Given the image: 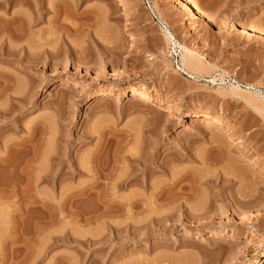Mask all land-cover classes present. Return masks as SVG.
<instances>
[{"label":"rangeland","instance_id":"1","mask_svg":"<svg viewBox=\"0 0 264 264\" xmlns=\"http://www.w3.org/2000/svg\"><path fill=\"white\" fill-rule=\"evenodd\" d=\"M0 35V264H264L226 135L264 160V0H0Z\"/></svg>","mask_w":264,"mask_h":264},{"label":"bare ground","instance_id":"2","mask_svg":"<svg viewBox=\"0 0 264 264\" xmlns=\"http://www.w3.org/2000/svg\"><path fill=\"white\" fill-rule=\"evenodd\" d=\"M188 1V0H187ZM192 2V1H191ZM194 2V1H193ZM196 3V2H195ZM192 4V3H191ZM194 5V4H193ZM197 7V6H196ZM187 9V8H186ZM190 9V8H189ZM188 9V10H189ZM199 9H201V7L199 8ZM201 12H202V10H200ZM190 14H192V13H190ZM204 15V14H203ZM200 16H201V14H200ZM207 17V16H206ZM201 19H202V17H201ZM204 21V20H203ZM248 26V25H247ZM245 28L246 29H248L246 26H245ZM250 29V28H249ZM254 30V29H253ZM165 34H166V37H167V39L169 40V41H173L172 42V44L173 45H176L177 44V42L176 41H174V37H173V34L171 33V31H167V32H165ZM15 35H18V36H20L21 34H19V33H15ZM251 35V34H250ZM252 35H254L253 34V32H252ZM1 36V35H0ZM260 36V35H259ZM255 37V36H254ZM134 38V37H133ZM257 38V37H256ZM260 38V37H259ZM106 48V47H105ZM47 53H48V51H47ZM115 53V52H114ZM30 55V54H29ZM51 55H52V53H51ZM181 55H182V61H183V66H181V69L183 70V72H189L188 70H187V68H188V66L190 65V64H192V62H197L196 60H198V58H197V56H196V54H194V52L192 51V50H190V49H188V48H183V51H182V53H181ZM117 59V58H116ZM199 61V60H198ZM193 65H194V63H193ZM191 66V65H190ZM88 67V66H87ZM193 76V75H192ZM6 77V76H5ZM136 84H138V81H137V83ZM142 85V84H141ZM9 86V85H8ZM138 86V85H137ZM147 88H149V86L147 87ZM238 88V87H237ZM150 93V92H149ZM158 95V94H157ZM153 96V95H152ZM165 96H167V95H165ZM133 97H134V100H138V101H141V103H143V106L146 104L147 105V103L149 102V99L148 98H145V97H142V96H139V95H135V96H132V99H133ZM153 98V97H152ZM168 98V97H167ZM133 100V101H134ZM156 100H157V104H161V103H169L170 104V102H169V99L168 100H166V98H164V96H162V97H156ZM155 100V101H156ZM132 100L130 99V102H131ZM132 101V102H133ZM172 103V102H171ZM97 104V103H96ZM136 104V103H135ZM148 104H150V103H148ZM176 104V103H175ZM134 106H136V105H134ZM140 106V105H139ZM172 106V105H171ZM170 106V107H171ZM174 106V105H173ZM178 106L176 105V108H177ZM145 108V107H144ZM172 108V107H171ZM174 108V107H173ZM143 109V108H142ZM146 109V108H145ZM150 109V108H149ZM171 110V109H170ZM179 110V109H178ZM178 112V111H177ZM192 118V119H191ZM191 122H193V123H197L198 125L200 124V125H202V126H206V127H211L212 129H220L221 128V125H222V122L220 121V120H216L214 117H211V116H207V115H193V116H191ZM190 122V123H191ZM223 127V126H222ZM202 129V128H201ZM226 130V129H225ZM228 130V129H227ZM226 130V131H227ZM216 131V130H215ZM221 132V131H220ZM227 136H228V138H230L235 144H237L239 147H240V150L242 151H240L242 154H243V157L252 165V166H257V165H259V166H261V167H263V169H264V160L260 157V156H258L256 153H255V151L252 149V148H248V147H246V146H244V143H243V139L241 138V136L239 137V136H237L236 134H234L232 131H230V130H228L227 131V134H226ZM78 166V165H77ZM112 174V173H111ZM111 174H110V176H111ZM100 175V174H99ZM98 175V176H99ZM101 175H102V173H101ZM130 176V175H129ZM105 177V176H104ZM28 180V179H27ZM124 180V179H123ZM31 181V180H30ZM30 183V182H29ZM18 184V183H17ZM95 184V183H94ZM100 184V183H99ZM13 185H15V184H13ZM15 187H16V185H15ZM31 187V186H30ZM93 187V186H92ZM96 188V187H95ZM29 202V201H28ZM134 202V201H133Z\"/></svg>","mask_w":264,"mask_h":264}]
</instances>
